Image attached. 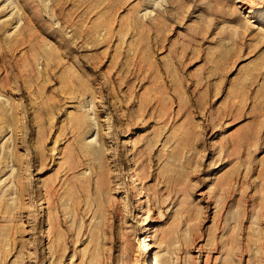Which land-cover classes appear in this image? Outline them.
<instances>
[{"label": "rangeland", "instance_id": "obj_1", "mask_svg": "<svg viewBox=\"0 0 264 264\" xmlns=\"http://www.w3.org/2000/svg\"><path fill=\"white\" fill-rule=\"evenodd\" d=\"M144 240L264 264V0H0V264Z\"/></svg>", "mask_w": 264, "mask_h": 264}, {"label": "bare ground", "instance_id": "obj_2", "mask_svg": "<svg viewBox=\"0 0 264 264\" xmlns=\"http://www.w3.org/2000/svg\"><path fill=\"white\" fill-rule=\"evenodd\" d=\"M259 14V15H258ZM262 14V12H258V10L250 9L248 10V16L258 17ZM141 248H143V254L145 257V264H159L160 263V255L158 252H153L154 246L147 242L146 240L142 241Z\"/></svg>", "mask_w": 264, "mask_h": 264}]
</instances>
